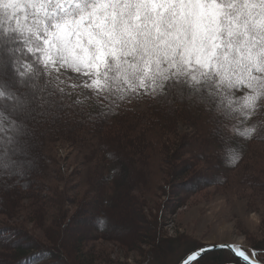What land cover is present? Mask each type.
Instances as JSON below:
<instances>
[{"label":"trees","instance_id":"16d2710c","mask_svg":"<svg viewBox=\"0 0 264 264\" xmlns=\"http://www.w3.org/2000/svg\"><path fill=\"white\" fill-rule=\"evenodd\" d=\"M12 23L14 26L15 21ZM7 24L5 20V27ZM44 81H50L47 90L40 93L46 103L39 106L40 116L27 125L36 164L29 168L26 176H16L1 185L0 218L29 210V217L44 229L47 242L30 236L22 229V224L21 227L2 224L0 264H94L95 258L100 256L95 243L100 240L116 244L132 242L113 234L111 227L104 224L106 218L102 215L110 210L122 212L128 220L132 218L128 214H132L139 221L138 228L146 229L144 235L148 238V228L155 231V222L166 209L173 212V207L186 204L189 197L209 186L234 192L264 191V129L245 139L230 130L231 125L237 123L236 119H227L215 110V105L209 107L187 95L181 99L173 94L166 99L139 94L112 103L104 98L107 93L95 99L80 97L52 74H45L41 82ZM257 120L264 121V109L238 126H250ZM177 124L189 128L190 133L178 135L177 142L166 141L172 131L176 132ZM60 141L74 148L78 170L73 183L64 179L62 190L57 191L43 182L56 169L49 148ZM229 148L240 155L234 164L228 162ZM256 150H260L261 156ZM150 160L158 165L156 169L151 168ZM161 167H164L160 170L161 177L166 180L163 191L166 200L162 203L165 209L161 210L159 218H152L151 224L148 200L149 203L155 201L148 198V185L155 170ZM66 204L73 205L74 210L67 209ZM94 207H99L101 212L94 217L97 227H84L74 241L69 244L64 241L69 226L81 220L84 214H91L90 209ZM111 217L107 216L113 220ZM151 236L155 245L152 258L160 264L165 254L172 252L173 244L161 243L157 236ZM162 244L166 246L165 253L159 248ZM179 245L182 252L170 264H178L187 254L203 246ZM252 249L256 259L264 263V243H254ZM189 264L246 263L228 249L218 248Z\"/></svg>","mask_w":264,"mask_h":264},{"label":"snow or ice","instance_id":"6c2138e0","mask_svg":"<svg viewBox=\"0 0 264 264\" xmlns=\"http://www.w3.org/2000/svg\"><path fill=\"white\" fill-rule=\"evenodd\" d=\"M62 69L112 103L196 97L250 139L264 121L238 125L264 109V0H0V174H22L24 122Z\"/></svg>","mask_w":264,"mask_h":264},{"label":"rangeland","instance_id":"374dc122","mask_svg":"<svg viewBox=\"0 0 264 264\" xmlns=\"http://www.w3.org/2000/svg\"><path fill=\"white\" fill-rule=\"evenodd\" d=\"M52 75L57 81L65 82L80 97L95 99L102 94L88 87H73L72 85L82 84L85 78L71 70L62 69L59 73L53 71ZM57 76H59V79H57ZM53 110L54 108L50 109L51 112ZM39 112L40 108L38 107L33 116L24 122L26 124V134L20 138L23 142L22 151L12 157L15 160L25 162L21 169L22 174L19 172H14L11 175L7 173L0 174V187L6 180H13L19 175L26 176L29 168L36 164L33 139L27 131V125L33 118L40 116L41 113ZM189 133V128L186 129L182 124H177L176 132L172 131L171 134L169 133L170 136L166 141L171 139L177 142L178 135L188 136ZM49 149L54 159L53 166L56 169L54 173L50 172V178L48 177L43 184L54 186L57 191H61L64 179L69 180L70 183H73L74 179H76L75 174L78 167H76L74 160V148L68 142L60 141L51 145ZM256 153L261 156L260 150H256ZM149 164L152 169H156L158 166L152 160H150ZM163 164L159 163V165ZM163 168L155 170V174L152 175V180L148 185V198L155 201L154 203H149L150 200H148V220L149 222L151 221V224L154 221L153 217L159 218L161 210L164 208L162 203L166 200V196L163 195L165 194L163 191L166 180L161 177L160 173ZM52 178H56V180ZM6 190H9V187H6ZM263 192L261 189L256 192H252L249 189L234 192L220 186H209L189 197L186 204H180L178 207L176 205V208L173 207V212L170 213L166 209L159 220H156L155 231L152 232L151 227L148 228V238L144 235V230L146 229L141 230L138 228L139 221L132 214H128V216L132 217L131 220H128L122 212L110 210L108 212L109 215H102L103 219L104 217L106 218V220L104 219V224L109 228L111 227L113 232L120 238L124 237L128 243L131 240L132 242L131 244H116L108 240H100L95 243V248L100 253V256L95 258L96 262L94 264H158L157 259L152 258L155 245L152 243L151 235L157 236L162 241L161 243L167 241L173 244L172 252L165 254L160 264H170L182 252L180 243L183 247H187L191 243L202 244L203 246L233 244L234 246L238 245L241 250L256 258L252 246L254 243H264ZM151 193L154 196L150 197L149 194ZM66 208L74 210L75 207L66 204ZM90 211L91 214H84L81 220L79 219L69 226L67 229L68 235H65L64 241L68 244L74 241L76 234L84 227H91L92 229L97 227L98 221L94 217L97 214L100 215V208L94 207ZM115 215L122 218L117 219ZM107 216H113L114 218L111 220ZM94 219L95 221H92ZM2 224L6 226H20L22 224L24 227L22 229L27 231L30 236L45 243L47 242L44 229L34 223L32 218L29 217V210L27 209L19 210L14 217L0 218V225ZM131 224L135 225L132 226ZM161 246L159 248L165 253L166 246L164 244Z\"/></svg>","mask_w":264,"mask_h":264},{"label":"water","instance_id":"95a60500","mask_svg":"<svg viewBox=\"0 0 264 264\" xmlns=\"http://www.w3.org/2000/svg\"><path fill=\"white\" fill-rule=\"evenodd\" d=\"M219 245H233V244H216V246H219ZM218 248H226V249L230 250V252L235 257L239 258L241 261H243L246 264H260L255 259L251 261V260L245 259L244 257H241L240 255L237 254V251L234 250L233 248H230V247H213V245H205V246H202L201 248H199L197 250L190 252L178 264H189V263L195 261L196 259H198L200 256H202L206 252L214 250V249H218Z\"/></svg>","mask_w":264,"mask_h":264},{"label":"bare ground","instance_id":"6f19581e","mask_svg":"<svg viewBox=\"0 0 264 264\" xmlns=\"http://www.w3.org/2000/svg\"><path fill=\"white\" fill-rule=\"evenodd\" d=\"M35 159H36V157H34ZM29 159V158H28ZM30 160V159H29ZM111 219V218H110ZM112 220V219H111ZM113 234H116V233H113ZM246 253V252H245ZM246 256H247V259L248 260H253L254 258H253V256L251 255V254H248V253H246Z\"/></svg>","mask_w":264,"mask_h":264}]
</instances>
